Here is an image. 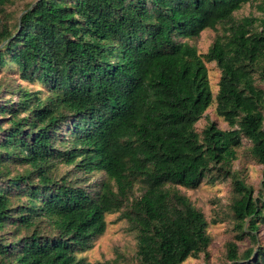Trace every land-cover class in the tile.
<instances>
[{
	"label": "trees",
	"instance_id": "16d2710c",
	"mask_svg": "<svg viewBox=\"0 0 264 264\" xmlns=\"http://www.w3.org/2000/svg\"><path fill=\"white\" fill-rule=\"evenodd\" d=\"M19 1L0 0V69L47 91L6 100L0 83V264H92L81 254L114 213L140 264L208 257L210 222L181 190L206 178L231 179L235 237L251 242L229 241L224 264H264V192L233 170L244 139L264 166V0H35L12 26ZM248 3L260 15L237 18ZM208 28L206 53L181 40ZM214 100L229 128L199 132Z\"/></svg>",
	"mask_w": 264,
	"mask_h": 264
},
{
	"label": "rangeland",
	"instance_id": "374dc122",
	"mask_svg": "<svg viewBox=\"0 0 264 264\" xmlns=\"http://www.w3.org/2000/svg\"><path fill=\"white\" fill-rule=\"evenodd\" d=\"M35 0H23L17 2L9 8L10 14L5 17L13 26L17 23L19 17L23 13L28 4ZM249 15H260L255 3H248L244 7L235 12L237 18ZM217 32L211 28L202 31L201 35L193 39L181 38L188 41L198 48L200 53H206L209 46L213 43ZM209 70L210 84L214 94V98L219 89V80L221 71L215 62H207ZM0 83L4 88V98L17 99V94L13 93L18 88H27L34 91L43 90L45 94L46 88L38 83L30 84L21 79L17 66H7L0 69ZM264 87V82L262 83ZM216 100L209 106L203 117L197 122L196 127L199 132L211 122H215L219 127L229 128L228 123L219 116L216 111ZM243 145L237 148V159L233 162V170L245 180L248 185L254 188L255 194L264 192V166L254 159L249 151L251 142L244 139ZM58 173L65 174L69 170L74 172L72 166L59 163ZM72 178H84V184L95 185L102 179L106 178L104 172H94L90 175L79 173L72 174ZM181 190L190 197L192 202L200 208L210 222L208 233L211 236V243L208 247L209 256L204 253L198 258H188L183 264H224L226 262L227 243L231 240L236 241L240 246V250L248 247L251 242L248 238L243 241L236 240L238 231L235 229V220L230 217V205L235 196L231 179L227 181L212 182L209 178L204 179L202 184L196 189H187L181 187ZM214 218H220L224 221L211 223ZM107 228L104 234L93 240L90 249L83 252L87 261L92 264H140L136 258L137 240L135 233L129 228L130 224L127 219L121 218L120 213L108 214L106 217ZM259 239L264 242V225L259 230Z\"/></svg>",
	"mask_w": 264,
	"mask_h": 264
}]
</instances>
